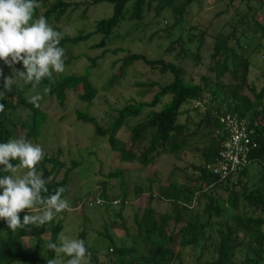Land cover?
<instances>
[{
    "label": "trees",
    "instance_id": "obj_1",
    "mask_svg": "<svg viewBox=\"0 0 264 264\" xmlns=\"http://www.w3.org/2000/svg\"><path fill=\"white\" fill-rule=\"evenodd\" d=\"M233 1L235 0H228L226 7ZM242 1L248 6L253 2L255 7L258 6L257 9L264 8V1L263 5L259 0ZM195 2L196 0H0V36L15 35L16 22L22 19L24 27L35 26L39 30L33 44L22 53L23 57L52 56L68 51L95 35H99L100 40L92 47L101 48L126 17L138 22L153 8L156 16L168 9L174 20L166 28L170 30L183 21L188 8ZM99 3L110 6L111 14L97 20L93 30L86 33L79 31L77 35L69 36L59 27L68 10L81 9L82 18H86L88 8ZM234 9L237 11L238 7L234 6ZM244 20L246 19L242 17L238 21L239 25L245 23L243 27L235 24L230 31L216 30L213 33L203 30L196 37H188L186 42L180 44L182 58L186 56L185 49L190 48L188 44L191 42H195L196 54L193 55L197 60L203 59V53L207 52L206 67L214 79L200 75L197 80L192 74L187 75L178 63L181 58L176 62L165 61L160 58L149 59L143 53L127 52L120 60L117 73L109 78L110 86L117 79L123 78L126 68L136 62L155 70L160 76H168L169 81L165 84H146L156 85L158 88L152 98L149 101L131 100L122 107L113 109L115 114L108 119V124H102L88 110L89 104L98 94V89L90 80L94 59H90L92 63L85 65L81 73H60L55 76L38 67L29 69L32 75L26 76L25 81L47 88L50 96L60 105L66 100L67 91L80 93L78 97L84 106L73 111L76 121L91 124L96 136L105 137L108 149L118 161L137 162L144 169L163 153H172L180 158L190 152L197 154L195 156L201 160L197 164L190 163L193 171L198 174L195 178L188 177L180 182L169 178L163 180L157 176L147 177L144 184L133 187L132 193L128 191L130 179L125 176L124 171L119 167L110 169L107 177L117 179L119 190H107L106 185H102L98 196L105 200L106 211L111 207L115 216L121 217L127 204L137 205L143 196L146 198L144 205L139 207L140 215L134 218V245L115 246L112 243V254L118 260L129 262V258H136L135 244L140 245L142 242L152 245L153 259L150 261L156 264H264V176L255 184V189L246 191L245 185H242L241 192L232 189L227 198L228 209L212 193L207 202L200 204L201 198L208 196L206 188L215 186L227 190L230 180L236 176L221 179L207 169L220 149L219 114H236L245 118L255 129L253 139L257 146L249 154V164L238 172L237 183L241 184L242 177H248L250 167L256 165L264 168V86L259 91L251 87L254 100L240 94L241 88L247 83L249 69L248 57H243L240 52V39H252L257 33L259 39L264 38V25L257 19L252 23ZM180 41L178 38L174 42ZM227 72L238 83L228 86V93L220 98L219 90L224 88L221 78ZM211 83L214 84L213 89L210 88ZM166 96L169 98L161 104L159 110H155ZM208 98L210 102L204 112L199 110L200 107L194 106L197 114L201 115L199 121H182L181 117L188 111L183 107L184 104L198 101L204 103ZM21 107L28 112L26 119L19 124L24 134L14 143V131L9 125L14 128L17 126L19 121L17 122L15 113ZM144 113L141 122L127 128L128 120ZM47 120V111L30 100L22 90H15L12 96L9 79L0 73V264L55 262L60 223L52 227L44 255L25 251L21 243L22 239H32L36 242L37 249L45 232V221L43 216L38 221L34 217L35 212L62 202L70 191L69 174L78 164L74 159L62 161L58 156L49 155L42 146H37L32 160L26 156V148L31 144H38ZM125 128L128 134L126 139L121 134ZM17 165L25 167L31 178L7 191L11 171ZM155 185L157 193L154 192ZM130 195L132 200L129 199ZM241 196L245 205L250 208L244 214L236 212ZM94 197L96 196L87 197L82 206L89 209L86 202ZM116 199L120 200L118 206L109 204ZM213 218L221 220L217 222ZM207 228L212 229L213 234L207 233ZM80 235L84 254L89 255L83 232ZM106 237L110 238L108 235ZM197 249L199 253L196 255ZM149 263L151 262L146 261V264Z\"/></svg>",
    "mask_w": 264,
    "mask_h": 264
},
{
    "label": "rangeland",
    "instance_id": "obj_2",
    "mask_svg": "<svg viewBox=\"0 0 264 264\" xmlns=\"http://www.w3.org/2000/svg\"><path fill=\"white\" fill-rule=\"evenodd\" d=\"M227 1L196 0L188 8L183 21L170 30H166L174 21L170 10H163L156 16L153 8L155 3H153V9L148 11L140 21H130L126 17L120 22L112 36L107 38L105 46L101 48L92 47L100 40V36L95 35L86 42L69 48L68 51H61L52 56H22L25 49L33 44L39 34V30L35 26L24 27L22 19L16 22L15 35L0 36V73L9 79L11 95L14 96L15 90H22L30 100L37 102L48 113V120L38 144L29 145L25 150L26 156L32 160L36 154L37 146H42L49 155L58 156L62 161L74 159L78 162L77 167L69 174V194L63 198L61 203L35 212L34 217L38 221L43 216L45 232L41 236V242L37 249L34 240L22 239L21 243L25 251L44 255L50 231L54 225L60 223L59 247L54 264H146V261L151 262L149 264H156L150 261L153 259L151 244L145 245L142 242L140 245L135 244L137 248L136 258H129V262L118 260L111 251L112 243L115 246L129 247L134 245L135 238L133 235L136 233L134 218L140 215L139 207L144 205L145 196L137 205L127 204L121 212V217L115 216L111 207L108 208V211L105 210L104 206L86 209L82 206L84 200L93 195L98 196L103 184L106 185L107 190L118 192L117 179L107 177L110 169L115 167L122 169L125 176L130 179L128 191L132 193L133 187L137 184H144L147 177L157 176L163 180L169 178L180 182L188 177L195 178L198 174L193 171L190 163L201 162L200 158L195 156L197 154L190 152L185 153L180 158L172 153L159 154L144 169L137 162L124 163L118 161L108 149L105 137L96 136L91 124L76 121L73 111L84 106L78 97L79 92L67 91L66 100L60 105L53 96H50L47 88L40 84L36 85L25 81L26 76L32 75L29 69L38 67L55 76L60 73H81L85 65L92 63L90 59H94L90 80L98 89V94L91 105L89 104L88 110L98 121L100 120L102 124H105L115 114L113 109L122 107L126 102L131 100L149 101L158 88L156 85L146 86V84L151 82L165 84L169 81L168 76H160L155 70H151L141 62H136L126 68L123 78L117 79L110 86L108 84L109 78L117 73L120 60L127 52L143 53L149 59L160 58L165 61L176 62L181 58L178 63L184 68L187 75L192 74L197 80L200 79V75L214 79L213 74L209 73L206 67L208 63L207 52L203 53V59L197 60L193 55L196 54L195 42H191L188 44L190 48L185 49L186 56L182 58V53L179 52L180 44L186 42L188 37H196L203 30L213 33L216 30L230 31V28L235 24L237 27H243L245 23L239 25L238 22L242 17L249 23L257 19L264 25L263 7L257 9L258 6L255 7L256 4L253 2H250L248 6L242 0H235L226 7ZM263 1L259 0V3L262 4ZM234 6L238 7L237 11ZM110 14L111 7L106 3L89 7L85 15L86 18H82L81 9L68 10L63 15L59 27L69 36H75L79 31L86 33L93 30L97 20ZM246 20L244 21L246 22ZM178 38L181 41L175 43L174 41ZM258 39V33L252 39H240V52L243 57L249 59L247 83L241 88L240 94L251 100H254L251 87H255L259 91L264 86V38L259 39V46ZM206 42H208V38ZM221 81L224 88L219 90L220 98L228 93V86L238 83V80L234 79L230 72L224 74ZM213 87L214 84L211 83L210 88L213 89ZM168 98L167 96L164 97L162 103L155 110H159L161 104ZM209 102V98L206 99L199 110L204 112ZM194 106V103L183 105L188 111L181 117L182 121L184 119L199 121L201 115L197 114ZM104 111H108V113ZM27 113L26 109L18 108L15 113L16 120L19 121L17 126L14 128L13 125H9L14 131L12 138L14 143H17L24 134V130L19 124L26 119ZM145 113L128 120L127 128L141 122ZM121 134L125 135L126 139L128 136L126 128L122 130ZM263 176L264 168L252 166L249 168L248 177L241 178V184L237 183L238 177L236 175L230 180L227 190L215 186L206 188L208 196L202 197L200 204L207 202L212 193L216 199H219L220 204L228 209L227 198L232 189L241 192L243 191L242 185L246 186V191L255 189V184L259 183V179ZM30 178L26 168L17 165L11 171L10 183L6 190L11 191L18 183H23ZM154 192L157 193L156 185ZM129 199L132 200L131 195ZM249 211L250 208L245 205L243 196H241L238 199L236 212L244 214ZM220 220L213 218V221L218 222ZM206 231L213 234L212 229L207 228ZM81 232H83L89 255L84 254L83 243L80 238ZM198 249L195 252L196 255L199 253ZM13 264L23 263L15 262ZM171 264H177V262Z\"/></svg>",
    "mask_w": 264,
    "mask_h": 264
},
{
    "label": "built area",
    "instance_id": "obj_3",
    "mask_svg": "<svg viewBox=\"0 0 264 264\" xmlns=\"http://www.w3.org/2000/svg\"><path fill=\"white\" fill-rule=\"evenodd\" d=\"M195 106L201 107L200 101L194 103ZM218 121L221 128L218 131L221 144L220 149L212 164L207 169L212 174L224 179L229 176H235L246 165L249 164V154L257 146L253 139L255 129L249 125L245 118H240L233 113H224L218 115ZM105 200L99 196L89 198L86 206L89 208L102 207ZM109 204L118 206L120 200H113Z\"/></svg>",
    "mask_w": 264,
    "mask_h": 264
}]
</instances>
